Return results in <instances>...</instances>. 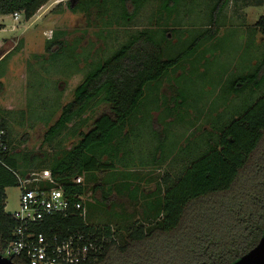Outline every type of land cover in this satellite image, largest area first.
Instances as JSON below:
<instances>
[{
  "label": "trees",
  "instance_id": "trees-1",
  "mask_svg": "<svg viewBox=\"0 0 264 264\" xmlns=\"http://www.w3.org/2000/svg\"><path fill=\"white\" fill-rule=\"evenodd\" d=\"M147 1L67 0V5L71 11L87 14L97 9V18L103 21L98 36L108 38L112 32L108 26L117 24L125 26V31L131 30ZM230 1L209 0L205 10L207 21L201 27H193L197 34L175 55L167 54L168 41L179 29L175 25L163 27L150 23V26L130 31L126 41L107 57L99 53L100 48L95 43L85 46L82 36L69 40L68 30L54 31L46 50L57 55L70 49L69 56L77 64L71 76L81 72L83 79L74 88L73 99L56 107L54 116L60 114L49 124L44 140L51 144L64 134L79 139L70 147L55 151L57 154L44 152L41 156L45 163L34 167L29 162L32 158L12 141L9 119L5 116L9 110L0 107V130L5 131L8 145L0 154V253L13 238L17 224L11 212L5 209L6 188L20 185V176L42 168L49 169L53 178L63 184L74 203L79 201L74 194L93 191V201L85 202V217L80 209L74 208V213L56 215L50 221L53 231L63 235L82 231L105 237L103 252L97 259L81 264H230L259 242L264 232V93L248 103H238L231 116L216 113L215 102L208 113L196 108L184 88L181 94L172 97L174 105L168 104L164 97L166 115L161 123L168 128L173 123L190 122L195 129L187 136L190 142L184 147L173 144L169 151L167 135L160 140L159 153L153 157L152 165L161 167L167 161L168 169L159 177H152L153 190L139 196L140 185L127 181L110 184L103 176L107 171L118 170L123 141L136 128L135 117L148 103L158 105L157 109L160 107L162 79L176 73L183 61L192 69L199 59L200 63L205 59L209 64L206 54L211 48L203 46L221 38V29L226 26L224 11ZM242 1L247 5H264V0ZM47 2L49 0H0V15L22 11L28 20ZM181 2L160 0L159 11L167 13L169 18L176 16ZM186 27L182 34L185 36ZM248 33L254 35L255 41L258 34L264 37V13L248 27ZM256 43L257 48H262L261 53L251 57V62L243 65L241 72L223 87L229 97L253 95L264 83V41ZM19 48L20 45L13 49ZM12 50L1 60L11 55ZM254 59L257 61L253 62ZM3 86L0 81V92ZM102 103L110 107L109 111L89 122L86 114L94 113ZM189 107L198 109L195 119L187 120ZM176 114V118L172 117ZM202 114L210 124L203 130L202 124H196ZM169 116L174 118L171 122L166 121ZM87 124L89 128L84 130ZM195 135L198 142L192 138ZM80 175L84 176V183L72 181ZM126 189L139 208L129 214L130 217L138 215L135 219L116 227L110 222L102 226L91 222L92 205L104 208L113 203L115 192ZM14 261L27 264L20 258Z\"/></svg>",
  "mask_w": 264,
  "mask_h": 264
},
{
  "label": "rangeland",
  "instance_id": "rangeland-1",
  "mask_svg": "<svg viewBox=\"0 0 264 264\" xmlns=\"http://www.w3.org/2000/svg\"><path fill=\"white\" fill-rule=\"evenodd\" d=\"M61 1H63L62 4L57 6ZM181 3L179 14L169 18L167 13L162 14L159 11L160 0H148L135 24L131 25V30L125 31V26L121 27L117 24L108 26L107 29L112 30L108 38L98 36L100 28L103 27V21L97 18V9L94 8L91 14L74 12L69 9L67 0H49L28 20L23 14L17 22L9 16L4 17L5 25L0 30V58L15 46L20 45V48L13 49L11 55L0 60V81L4 85L0 92V107L9 110L5 116L9 119L8 126L12 133V141L23 153L32 158L29 162L34 167H40L45 163L46 160L41 156L44 152L68 148L79 139L77 136L64 134L51 144L44 140L49 124L53 123L60 114L58 112L54 116L56 107L73 99L74 88L83 79L81 72L71 76L77 64L76 60L69 56L70 49L57 55L46 50L48 39L52 37H48L50 31L53 34L56 29L68 30L69 40L82 36L85 46L95 43L100 48L99 53L107 57L126 41L130 31L150 26V23L163 27L175 25L179 29L173 32L167 46V54L175 55L186 48L195 37L198 31L194 28L201 27L207 21L205 10L209 0H182ZM224 12L223 21L226 26L221 29V38L206 42L203 46V48H211L206 54L211 60L208 61L209 64L205 63V59L200 63L199 59L197 66L194 67L196 69H192L189 63L183 61L176 73H169L162 79L159 90L161 105L157 109L158 105L148 103L145 110L135 117L136 128L123 141L121 157L118 160V164L122 167L118 170L135 165L143 170L149 168L152 170V176L159 177L168 169L167 161L161 167L152 165L153 157L159 153L160 140L167 135L166 148L169 151L172 150L173 144L184 147L190 142L187 136L195 129L190 122L173 123L168 128L161 123L164 114L166 115L164 97L168 104L174 105L172 97L181 94L184 88L197 105L196 108H202L205 113H208L209 107L215 102L216 113H227L231 116L238 108V103H248L264 93V83L255 94L248 96L242 94L238 97L239 99L235 95H232L235 96L234 98L229 97L224 93L225 90L223 91L229 79L241 72L240 68L249 64L251 57H256L262 51V48H257L256 41L261 44L264 37L258 34L255 41L254 35L248 33V27L253 26L264 13V5H247L242 0L237 2L231 0ZM193 23H195L194 26ZM186 25L188 33L185 36L182 34ZM213 48H215L214 51H212ZM83 64L84 62L80 63L81 66ZM204 71L208 74L206 75ZM181 73H183L182 77L179 76ZM195 107H189L187 120L197 117L198 109ZM109 109L107 104L102 103L94 113H87L86 116L91 122ZM177 116V114L172 115L174 118ZM172 117H167L166 121L171 122L174 119ZM206 119L207 117L202 114L196 121L197 125L202 124V130L210 127ZM88 128L87 124L83 129ZM192 138L195 142L199 141L197 135ZM189 145L195 148L192 144ZM32 171L35 170L32 169ZM21 189V185L6 188V211L12 212L18 209ZM132 200V198L115 196V204L121 206L116 208L108 204L104 208L97 207L90 215L91 222L101 226L109 222L115 227L124 225L131 218L135 219L138 216L130 217L129 215L134 209L139 210ZM142 202L143 200L140 201Z\"/></svg>",
  "mask_w": 264,
  "mask_h": 264
},
{
  "label": "built area",
  "instance_id": "built-area-1",
  "mask_svg": "<svg viewBox=\"0 0 264 264\" xmlns=\"http://www.w3.org/2000/svg\"><path fill=\"white\" fill-rule=\"evenodd\" d=\"M23 12L14 11L0 15V30L4 17L15 22ZM52 31L48 37L52 36ZM8 149L5 131L0 130V154ZM77 184L84 183V176L72 179ZM22 186L18 209L11 212L17 224L13 238L8 242L3 256L20 258L27 264H81L90 263L103 252L105 237L95 233L77 231L63 235L53 231L51 218L56 215L67 216L74 208L80 209L85 217V202L93 201V191L74 194L79 201L74 203L63 184L55 180L49 169L35 170L25 177L20 176Z\"/></svg>",
  "mask_w": 264,
  "mask_h": 264
},
{
  "label": "crops",
  "instance_id": "crops-1",
  "mask_svg": "<svg viewBox=\"0 0 264 264\" xmlns=\"http://www.w3.org/2000/svg\"><path fill=\"white\" fill-rule=\"evenodd\" d=\"M5 54L6 53H4L2 55L0 60L3 58V56ZM119 167H122V166L119 165ZM127 167H128L127 169L117 170L116 172H113V171L112 172L111 171L105 172L103 175L104 179L109 181L110 184L112 181L114 183H118L120 181H127V182H131L134 184H138L141 187L138 190L139 196H141V194H143V192H150L153 190L152 185H154V183L150 182L152 180V177H154V176H152L153 175V173L151 172L152 170H150L149 168H146L145 170H143V168H138L135 165H131V166H127ZM128 191L129 190L126 189L125 191L120 192V193L115 192V194H113V195L116 196L117 198L118 197L120 198V196H123L124 198H130ZM115 203L116 202L113 201V203L111 205L115 206L116 208H119L121 206V205H116ZM96 208H97L96 205H92L91 211L93 212V210L94 209L96 210ZM92 212H90V215Z\"/></svg>",
  "mask_w": 264,
  "mask_h": 264
},
{
  "label": "water",
  "instance_id": "water-1",
  "mask_svg": "<svg viewBox=\"0 0 264 264\" xmlns=\"http://www.w3.org/2000/svg\"><path fill=\"white\" fill-rule=\"evenodd\" d=\"M0 264H17L0 253ZM230 264H264V232L259 242L247 253Z\"/></svg>",
  "mask_w": 264,
  "mask_h": 264
}]
</instances>
